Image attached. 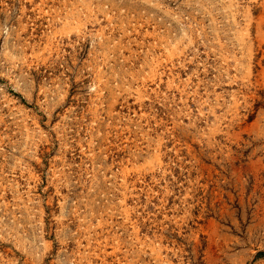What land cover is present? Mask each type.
Masks as SVG:
<instances>
[{
  "label": "rangeland",
  "instance_id": "374dc122",
  "mask_svg": "<svg viewBox=\"0 0 264 264\" xmlns=\"http://www.w3.org/2000/svg\"><path fill=\"white\" fill-rule=\"evenodd\" d=\"M0 264H264V0H0Z\"/></svg>",
  "mask_w": 264,
  "mask_h": 264
}]
</instances>
